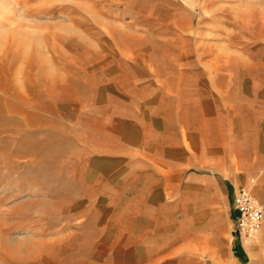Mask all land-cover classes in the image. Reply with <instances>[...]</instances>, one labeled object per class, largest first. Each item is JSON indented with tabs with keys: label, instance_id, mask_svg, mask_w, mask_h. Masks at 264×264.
I'll use <instances>...</instances> for the list:
<instances>
[{
	"label": "rangeland",
	"instance_id": "374dc122",
	"mask_svg": "<svg viewBox=\"0 0 264 264\" xmlns=\"http://www.w3.org/2000/svg\"><path fill=\"white\" fill-rule=\"evenodd\" d=\"M9 1L24 12L0 19V264H204L119 240L82 172L106 144L103 113L125 104L116 87L129 60L173 66L194 49L264 68V0ZM246 248L253 258L228 264H264L262 249Z\"/></svg>",
	"mask_w": 264,
	"mask_h": 264
},
{
	"label": "crops",
	"instance_id": "0c3cea01",
	"mask_svg": "<svg viewBox=\"0 0 264 264\" xmlns=\"http://www.w3.org/2000/svg\"><path fill=\"white\" fill-rule=\"evenodd\" d=\"M212 55L129 60L116 87L125 104L103 113L106 144L87 155V200L112 210L119 240L143 243L148 257L228 264L253 258L248 243L264 251V225L250 239L232 232L240 188L264 206L263 61Z\"/></svg>",
	"mask_w": 264,
	"mask_h": 264
},
{
	"label": "built area",
	"instance_id": "2783aa9c",
	"mask_svg": "<svg viewBox=\"0 0 264 264\" xmlns=\"http://www.w3.org/2000/svg\"><path fill=\"white\" fill-rule=\"evenodd\" d=\"M236 215L233 227L236 233L250 239L264 225V206L247 188H240L233 199Z\"/></svg>",
	"mask_w": 264,
	"mask_h": 264
},
{
	"label": "bare ground",
	"instance_id": "6f19581e",
	"mask_svg": "<svg viewBox=\"0 0 264 264\" xmlns=\"http://www.w3.org/2000/svg\"><path fill=\"white\" fill-rule=\"evenodd\" d=\"M4 8H8L9 13L10 14H14L15 16H22L23 15V12H24V9L23 10L22 9H17L15 7V5L12 4L9 0H0V19L4 17L3 16V12H2ZM26 8H29L31 10V7L30 6H26ZM15 21L18 23V21L16 19H15ZM11 32L13 34L12 35L13 39H18V40H15V41H17L18 43H20L21 40H22V29H12ZM31 37H32V35H31ZM6 95H8V94H6ZM254 234H256V232Z\"/></svg>",
	"mask_w": 264,
	"mask_h": 264
}]
</instances>
